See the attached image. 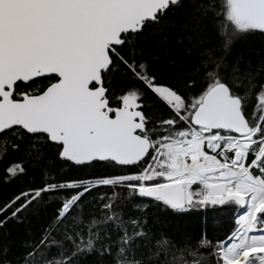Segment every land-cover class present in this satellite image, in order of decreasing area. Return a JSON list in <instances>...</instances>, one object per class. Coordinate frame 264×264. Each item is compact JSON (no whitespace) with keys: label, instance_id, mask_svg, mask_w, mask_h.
<instances>
[{"label":"snow or ice","instance_id":"obj_1","mask_svg":"<svg viewBox=\"0 0 264 264\" xmlns=\"http://www.w3.org/2000/svg\"><path fill=\"white\" fill-rule=\"evenodd\" d=\"M184 7L0 0L3 179L23 180L25 157L43 161L40 184L0 205V229L56 202L17 264H160L172 241L149 235L152 206L229 213L223 238L205 233L164 264H264V66L232 56L238 37L264 34V0H197L212 36L173 85L145 53L160 45L154 30ZM150 96L164 115L146 111ZM49 157L105 171L60 179Z\"/></svg>","mask_w":264,"mask_h":264},{"label":"trees","instance_id":"obj_2","mask_svg":"<svg viewBox=\"0 0 264 264\" xmlns=\"http://www.w3.org/2000/svg\"><path fill=\"white\" fill-rule=\"evenodd\" d=\"M168 27L163 31L154 30L152 39L160 41V45L145 56L149 62L151 71L164 83L177 85L182 76H187L194 63L193 57L201 47H208L209 37L212 36L214 25L207 23L201 10L197 7V0H185V7L169 15ZM192 45V55L188 53L189 45ZM232 56H243L245 63L251 64L256 71L264 66V34L259 32L249 35L247 38L238 37ZM264 79V74L258 77ZM146 111L154 116L165 114L163 105L151 96L148 100ZM15 159V156L10 157ZM28 175L23 180L6 182L4 177L5 164L0 162V205L17 194L22 189L38 186L41 181L39 170L43 161L29 162L25 157ZM48 166L54 169V174L60 179H78L105 171L102 168H83L70 162L59 160H47ZM55 201L45 204L39 211L29 214L22 224L11 221L7 227L0 229V248H6L7 252H0V264H17L23 255V246L28 237L34 238L44 225L48 215L52 211ZM128 201L127 204H130ZM125 214H135V209H125ZM147 229L149 235L158 238H167L172 241L169 256L161 259H170L171 253L179 247H188L205 233L209 239L223 238L230 230L229 213L218 210H188L183 213H165L155 206L149 208L147 213ZM82 264H95L92 258H82Z\"/></svg>","mask_w":264,"mask_h":264},{"label":"water","instance_id":"obj_3","mask_svg":"<svg viewBox=\"0 0 264 264\" xmlns=\"http://www.w3.org/2000/svg\"><path fill=\"white\" fill-rule=\"evenodd\" d=\"M70 163H72V162H70Z\"/></svg>","mask_w":264,"mask_h":264}]
</instances>
